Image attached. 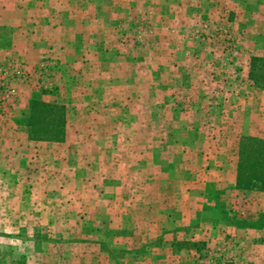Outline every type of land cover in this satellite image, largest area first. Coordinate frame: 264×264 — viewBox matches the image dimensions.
Listing matches in <instances>:
<instances>
[{"label": "rangeland", "instance_id": "rangeland-1", "mask_svg": "<svg viewBox=\"0 0 264 264\" xmlns=\"http://www.w3.org/2000/svg\"><path fill=\"white\" fill-rule=\"evenodd\" d=\"M254 56L264 0H0V264H264Z\"/></svg>", "mask_w": 264, "mask_h": 264}, {"label": "trees", "instance_id": "trees-1", "mask_svg": "<svg viewBox=\"0 0 264 264\" xmlns=\"http://www.w3.org/2000/svg\"><path fill=\"white\" fill-rule=\"evenodd\" d=\"M251 78L260 85H264V57H253ZM63 109L57 105L33 101L29 119L32 137L35 139H58L61 137L65 123ZM41 113H48L50 118L48 119V116L45 115L44 122L37 124L35 119L39 118ZM46 130H50L54 136L48 138L40 136V133ZM239 180L241 187L264 190V138L246 137L241 142Z\"/></svg>", "mask_w": 264, "mask_h": 264}]
</instances>
